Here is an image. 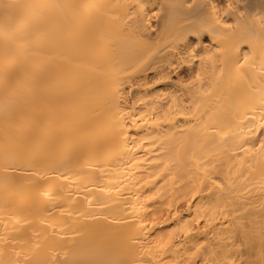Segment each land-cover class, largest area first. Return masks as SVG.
<instances>
[{"label":"bare ground","instance_id":"1","mask_svg":"<svg viewBox=\"0 0 264 264\" xmlns=\"http://www.w3.org/2000/svg\"><path fill=\"white\" fill-rule=\"evenodd\" d=\"M0 264H264V0H0Z\"/></svg>","mask_w":264,"mask_h":264}]
</instances>
